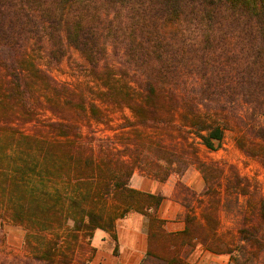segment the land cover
Returning <instances> with one entry per match:
<instances>
[{
    "label": "trees",
    "instance_id": "16d2710c",
    "mask_svg": "<svg viewBox=\"0 0 264 264\" xmlns=\"http://www.w3.org/2000/svg\"><path fill=\"white\" fill-rule=\"evenodd\" d=\"M229 133L264 168V0H0V264H91L95 231L118 241L130 212L143 264L197 247L264 264V182L201 155ZM136 173L176 177L173 195Z\"/></svg>",
    "mask_w": 264,
    "mask_h": 264
},
{
    "label": "crops",
    "instance_id": "0c3cea01",
    "mask_svg": "<svg viewBox=\"0 0 264 264\" xmlns=\"http://www.w3.org/2000/svg\"><path fill=\"white\" fill-rule=\"evenodd\" d=\"M131 185L142 190L161 191L165 195H167L169 188L168 182H154L139 173L134 174L131 179ZM162 216L169 219L167 210H164ZM166 227L168 230L174 231L181 229L183 223L169 221ZM117 236L118 241L103 229L95 231L92 244L96 247L97 251L91 264H143L148 247V235L145 228L144 215L139 212H130L125 218L119 220L117 223ZM117 244L118 251L116 253L115 248ZM201 251L204 253L202 259L209 257L213 260V264H225L229 260V256L224 254H214L202 248ZM202 259L199 264H202Z\"/></svg>",
    "mask_w": 264,
    "mask_h": 264
},
{
    "label": "rangeland",
    "instance_id": "374dc122",
    "mask_svg": "<svg viewBox=\"0 0 264 264\" xmlns=\"http://www.w3.org/2000/svg\"><path fill=\"white\" fill-rule=\"evenodd\" d=\"M64 68L66 69V71H68V73L62 74L59 71L58 72L56 71L55 73L61 78H69V71H70L69 68L70 67H69L68 61H65ZM201 155L206 159L225 160L230 163H234L238 166L242 174L255 176L260 181L264 182V168L262 167L261 163L257 159L248 157L237 146L232 133L228 134L225 145L221 149L210 151V150H207L206 148H203L201 150ZM199 179H200V174L194 167H192L187 172V175L185 178L186 181L190 182L191 184H195V185L197 184ZM176 181H177L176 177H172L168 181V184H169V188L167 190L168 197H171L173 195ZM163 208L164 210H167V215L169 216L170 221H174L173 219L176 218V213L184 209L181 205L173 202L172 200H168L165 203V205L162 207L161 216H162V213H164ZM226 221L228 225L232 224L231 219L226 218ZM4 227L7 233L8 243L11 245V247L21 250L22 244H23V238H24V230L21 227L16 226L9 221H6L4 223ZM203 256H204V253L201 251V247H197L189 255L188 261L191 264H199ZM206 263L213 264V260H211L209 257L202 259V264H206Z\"/></svg>",
    "mask_w": 264,
    "mask_h": 264
}]
</instances>
